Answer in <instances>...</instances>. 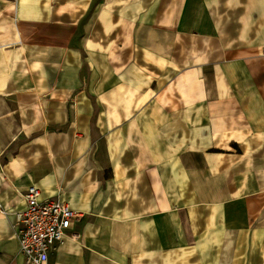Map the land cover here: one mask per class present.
<instances>
[{
    "label": "crops",
    "instance_id": "crops-1",
    "mask_svg": "<svg viewBox=\"0 0 264 264\" xmlns=\"http://www.w3.org/2000/svg\"><path fill=\"white\" fill-rule=\"evenodd\" d=\"M31 185L48 264H264V0H0V264Z\"/></svg>",
    "mask_w": 264,
    "mask_h": 264
},
{
    "label": "built area",
    "instance_id": "built-area-1",
    "mask_svg": "<svg viewBox=\"0 0 264 264\" xmlns=\"http://www.w3.org/2000/svg\"><path fill=\"white\" fill-rule=\"evenodd\" d=\"M23 197L25 208L15 212L12 222L19 251L25 264H48L49 254L63 242L80 214L59 197L42 196L34 185L24 191Z\"/></svg>",
    "mask_w": 264,
    "mask_h": 264
}]
</instances>
